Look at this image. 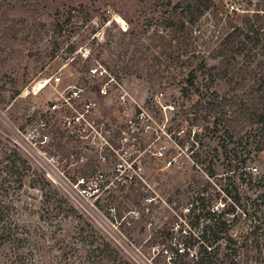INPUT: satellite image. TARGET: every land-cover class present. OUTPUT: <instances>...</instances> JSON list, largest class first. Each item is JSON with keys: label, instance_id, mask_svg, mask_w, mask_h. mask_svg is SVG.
Wrapping results in <instances>:
<instances>
[{"label": "rangeland", "instance_id": "374dc122", "mask_svg": "<svg viewBox=\"0 0 264 264\" xmlns=\"http://www.w3.org/2000/svg\"><path fill=\"white\" fill-rule=\"evenodd\" d=\"M179 1L0 0V264H171L184 235L198 239L195 254L208 244L215 217L202 208L185 216L194 174L180 105L187 58L167 50L185 48L184 28L179 14L164 19ZM215 2L192 36L225 33L250 8ZM73 89L85 116L69 125L51 106ZM86 101L96 105L87 111ZM223 159L199 177L214 196L233 178ZM248 171L263 176L264 150ZM260 193L242 184V206L228 215L232 238L248 246L240 264H264Z\"/></svg>", "mask_w": 264, "mask_h": 264}, {"label": "trees", "instance_id": "16d2710c", "mask_svg": "<svg viewBox=\"0 0 264 264\" xmlns=\"http://www.w3.org/2000/svg\"><path fill=\"white\" fill-rule=\"evenodd\" d=\"M246 1L250 8H246L241 21L225 33L205 29L209 32L206 36L203 34L206 32L192 36L188 29L198 24L210 10L217 9L215 0H181L164 17L174 22V15L179 14L184 28L185 48L175 50L176 46L169 44L167 50L171 49L169 57L187 58L179 64L183 74L179 82L180 105L181 118L189 126L185 137L190 145L187 155L193 162L194 174L189 184L191 196L187 205L190 206L185 208L188 212L185 216L194 218L202 208L216 221L212 238L197 254L192 251L198 243L195 234L184 235L176 244L171 264H240L236 258L248 246L232 238L228 215H236L242 206V184L261 189L257 198L264 202V174L253 181L254 175L248 171V163L264 150V0ZM204 45L209 49H197ZM196 58H200L198 62ZM208 60L213 63L209 64ZM200 76H203L201 80ZM221 83L227 85V90L217 89ZM220 157L231 168L229 172L233 178H227L221 188L222 194L219 192L221 196H214L209 191L212 183L202 182L199 177L202 173L213 177L215 162L220 161ZM132 159L130 156L128 162ZM93 175V172L83 173L85 180ZM23 176L20 173L19 183ZM235 176L241 182L237 183ZM217 197L224 201L222 207L214 204ZM1 214L3 211H0V218ZM181 225L183 228L182 222ZM181 244L183 247L179 248Z\"/></svg>", "mask_w": 264, "mask_h": 264}, {"label": "built area", "instance_id": "2783aa9c", "mask_svg": "<svg viewBox=\"0 0 264 264\" xmlns=\"http://www.w3.org/2000/svg\"><path fill=\"white\" fill-rule=\"evenodd\" d=\"M57 79H60L59 77ZM62 104L59 105L58 103H54L51 106V109L53 111H56L59 107H62L61 109L65 110L62 112L63 119L65 123H68L69 125L72 122H80L82 118H84L85 114L83 112H80L77 109L78 102L82 103V95L80 93V90L73 89L69 95L63 96L62 98ZM96 105L95 102L92 101H86L84 103V106L87 108V111L94 107ZM71 112V113H69Z\"/></svg>", "mask_w": 264, "mask_h": 264}]
</instances>
